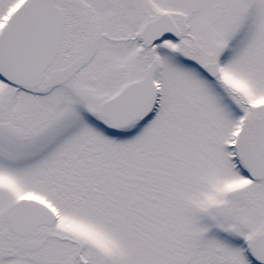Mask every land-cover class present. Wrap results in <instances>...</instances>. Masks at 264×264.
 I'll use <instances>...</instances> for the list:
<instances>
[{"label": "snow or ice", "instance_id": "snow-or-ice-1", "mask_svg": "<svg viewBox=\"0 0 264 264\" xmlns=\"http://www.w3.org/2000/svg\"><path fill=\"white\" fill-rule=\"evenodd\" d=\"M0 264H264V0H0Z\"/></svg>", "mask_w": 264, "mask_h": 264}]
</instances>
